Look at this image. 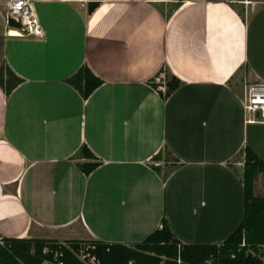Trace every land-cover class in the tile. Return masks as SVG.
<instances>
[{"label":"crops","instance_id":"crops-1","mask_svg":"<svg viewBox=\"0 0 264 264\" xmlns=\"http://www.w3.org/2000/svg\"><path fill=\"white\" fill-rule=\"evenodd\" d=\"M25 1L40 38L0 0V65L23 81L0 89V239L129 245L165 220L182 244L222 243L242 219L228 162L245 146L264 161L241 103L264 82V0ZM81 66L102 81L85 101L64 82ZM162 71L182 83L165 101ZM81 146L102 162L88 177ZM164 148L181 167L162 183L147 162Z\"/></svg>","mask_w":264,"mask_h":264},{"label":"trees","instance_id":"trees-1","mask_svg":"<svg viewBox=\"0 0 264 264\" xmlns=\"http://www.w3.org/2000/svg\"><path fill=\"white\" fill-rule=\"evenodd\" d=\"M99 6V0L87 3V14ZM8 25L19 28L11 18ZM163 81L148 85L165 101L182 83L168 72ZM23 81L6 64L0 65V89L5 97ZM80 96L87 100L102 85L86 66H81L64 81ZM75 167L88 177L102 162L85 147L81 146L69 159ZM236 161L238 168H233ZM228 167L237 176L243 193L242 219L237 228L220 244L186 245L180 243L172 234L165 220L160 227L142 242L129 245L103 243L96 240L58 242L50 239H0V264H58L54 254L60 253L62 264H83L72 251L78 244L90 243L99 264H263L264 247V193H257L255 183L258 176L264 177V161L248 147L240 150ZM147 166L164 183L171 174L181 167V163L167 149H160L147 162ZM45 251V252H44Z\"/></svg>","mask_w":264,"mask_h":264},{"label":"built area","instance_id":"built-area-1","mask_svg":"<svg viewBox=\"0 0 264 264\" xmlns=\"http://www.w3.org/2000/svg\"><path fill=\"white\" fill-rule=\"evenodd\" d=\"M79 1L90 2V0ZM5 13L7 18L13 19L26 35L36 38L42 37L40 24L35 18L31 6L25 0H6ZM241 103L247 124L264 125V82L245 84ZM93 251L94 246L85 242L78 244L77 251L72 252L83 264H99ZM60 258V253L54 254V260H57L58 264H62Z\"/></svg>","mask_w":264,"mask_h":264},{"label":"rangeland","instance_id":"rangeland-1","mask_svg":"<svg viewBox=\"0 0 264 264\" xmlns=\"http://www.w3.org/2000/svg\"><path fill=\"white\" fill-rule=\"evenodd\" d=\"M163 74H160L158 77H159V80L157 79V81H155V83L156 84H158V83H160L161 81H163ZM242 82H243V77H242V79H241V82H239V83H241L242 84ZM259 188L260 189H262V186L264 187V181L263 180H261L260 182H259ZM261 186V187H260Z\"/></svg>","mask_w":264,"mask_h":264}]
</instances>
